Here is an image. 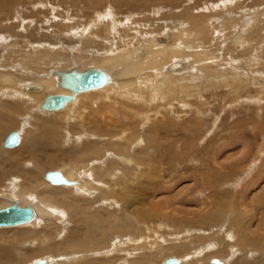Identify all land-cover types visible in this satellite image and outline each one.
I'll return each instance as SVG.
<instances>
[{
	"label": "rangeland",
	"instance_id": "374dc122",
	"mask_svg": "<svg viewBox=\"0 0 264 264\" xmlns=\"http://www.w3.org/2000/svg\"><path fill=\"white\" fill-rule=\"evenodd\" d=\"M29 1L34 2V4H36V8L34 9L32 8L33 9L32 10L31 7L28 5H25L22 7L18 6L14 13L13 11L10 12L8 9L2 12V9H0V19L3 20L4 24L10 21L16 23L18 19L14 16V14L22 15L23 17L22 16L21 17L24 20L26 19V21L28 20L29 22V26H30L29 29H26V28L22 30L19 29L22 36L18 37L17 40L13 35L8 36V33H1V32H5V30L0 29V33H1L0 41L2 42V39L3 41H8V42H5V43H8L5 49H3L5 51L3 50L2 52L0 51V71H9L12 73L16 72L18 74L22 73L23 75L29 78L28 80L24 82V84L26 83L30 84L34 81L35 78L39 79L40 76L47 77L46 74L44 73L46 70H48V72L55 70L53 62L51 63L49 62L48 64V66H50L49 68L48 66L42 65L41 67H43V69H46V70H42L44 71L42 72L40 69H39L40 71H38V69H35L36 71H34L32 69L25 68L20 63L21 61L20 59L13 60L14 62L18 63V65L16 66H14L13 63H10L7 60L10 55H15V53L19 52V50H21V52H24V51L30 52L33 49H34V52L41 51L42 48L40 47L43 46V44L40 41H37L39 39H42L45 41V44L49 46V47H46L48 49L49 48L54 49L55 47L54 50H58V49L64 50L61 52L64 53L63 55L66 56V59L71 60L75 63L77 62L76 59L80 58V55H82L81 58L79 59L80 64L77 63L75 65L73 64L72 66L70 64V66L66 70H69V69L70 70H73V69L84 70L86 68H94L91 64H89L93 59H97L101 57H108V56H116L121 53L122 54L128 53L129 51H135L139 53L141 58H143L146 55L148 56V60H151L149 61L151 67L148 68L146 66L141 72H139L140 74L138 73L135 75L124 76L123 78H126V79H122L123 81L125 80L126 81H134V80L140 81V86L143 85L144 87L141 86L140 89H138V91L137 89H131L132 87H126V86H125V89L123 88L120 90L118 88H114L112 91L110 90L109 94H107L108 92L106 90H103V91L98 90V92H96L97 90L90 91L87 93H90L91 96H87L86 98H84V100L82 99V102L85 100L86 101L84 102L83 106L79 107L80 110L81 108H84L83 110L85 111L81 114L77 110L75 115H73L72 117L73 119L67 118L68 115H70V114H67L68 112H64V114H59L56 112H53L56 114H45L44 113L42 115L35 112L34 114L36 115L35 117L37 118H34L33 121L32 120L27 121L25 119L26 116L22 118L17 116V119H19L18 127L11 129L10 131H8L2 136V140L0 142V155L1 154L5 155V157L6 155H9L10 159H15L16 161H20L23 159L25 160L26 155L24 156L22 155L24 154L25 149L30 148V146L32 145L31 140H34V139L37 140V144H38L39 143L38 140L41 138L40 137L41 132H39V135H38L37 130L34 126L38 119L44 118V119H49L51 121H56L59 118H61V120H64L63 117L67 115L64 122H62V125H63L62 128L65 133L66 132L67 134L68 132L70 133L71 126L76 127V129H80V128L82 129V127L85 126L88 128L85 131L88 134V132L92 130V127H91L92 124H90V121H89L91 117L90 113L97 111L96 109H98L99 111L100 109L96 106L100 104H108V103L111 105L113 104L112 107L114 109L112 113H114V116L111 117L110 122L106 121L108 123L102 121L101 126H100L101 127L100 130L102 131L101 134L105 135L98 139L100 141L99 143V146L101 148L100 150L102 152H105L104 158L100 159V158H95L93 156L92 157L89 156L87 158H89L90 161L86 159L88 161V162L86 161V163L88 164L84 171L86 172V174H88L87 177L91 175L90 178L93 179L92 185L94 186L93 189H90L87 191L89 193L90 192L92 193L85 194V196H84V192L78 191L76 193L77 194L82 193L81 194L82 197H89L90 199L99 198L101 202L96 204L94 209H102L100 212H103L104 209H106V206L108 205L118 204V205H114L113 208L119 209L118 211H121V213H119L121 216H124L125 218L128 219L127 214H132L133 219L132 220L128 219L132 222V227L131 228L126 227L122 232L121 231L117 232V230L116 231L113 230L117 233H112L113 236L110 235L111 237L110 245L105 249V251L107 252H104V251L95 252V253L103 252V254L99 255L100 258H98L99 256H96V254L89 252V251L87 252L73 251V252H69L64 255H57V253L53 252V253H47L48 255L44 254V256H42L41 258L39 257V258L40 259L43 258L44 260L49 259V261H51L49 262V264H66V263L72 264L71 262H73V264H86V263L95 264L96 261L103 259V257L104 259H111L110 263H113V264H130L132 263V262H129L131 259H134L136 263H139L141 259L148 258L147 255H153L154 253H156L158 255L157 256L158 259L154 261L153 263L150 261L148 264H158L157 261L160 262L159 264H163L162 261L164 262V260L168 257H176L178 259L184 258L185 259L184 261L186 264H217V263L212 262V260L214 259L220 262L222 261L220 264H241V263L242 264H248V263L249 264H264V256L257 250L251 249L252 247L250 245H247L245 247L242 245L240 247L235 246V248H238L237 250H235V248H233V250L232 248L231 250L226 249L227 257L225 258L212 254L213 256H211V258L207 262L203 260L204 258L197 257L193 263L192 258H191V255H192L191 253L193 251L194 252L196 251L195 253H199V251L201 250L200 246L203 245L204 243L200 241L203 239V237H206L204 236L205 233H208L211 235L215 231L219 233V236L218 234H216L217 236L214 239V241L217 243V245L214 243V245L217 247L215 250H219L222 247L223 248L228 247L226 246L228 244L227 239H229V236L231 233H233V235L235 236L234 239L236 242H237V237L244 236L242 235V233H238L237 235L235 228H237L238 226H235V225L233 226L229 225L230 226L229 229L231 231L230 233L229 231H227L228 232L227 234L224 232H221L222 228H220V225H222V222H227V226H228V223L230 222L229 219L232 220L234 218V210L232 208L230 210L228 209V214L225 215V217H224L222 208L224 207L225 204L228 205L229 203H231L230 199L234 201L235 204L238 206L240 193H243L246 188H249V186H251L253 181H257L259 178L262 179L260 186H259L261 190L262 184L264 182V53H263L264 52V42L262 41L263 43L262 42L260 43L261 50L258 51L257 46H255L256 35L251 34L254 36H250V39L253 40V43H251L250 42L251 40H248L247 38V35H249L248 31L252 27V24L255 19L254 18L255 13L257 14L258 11L260 10V8L258 7L259 5L256 4L257 0H243V1L242 0H223V1L222 0H181L182 2L180 0H146V1L144 0H88L89 4L92 3V5H88V6L80 0H63V2L62 0H36V1L35 0H21V1L20 0H12V1L6 0L5 2L16 4V5L18 3H21L22 5L23 3L27 4V2ZM96 1L97 3H95ZM99 1L101 3H99ZM229 1H232V2H229ZM244 1L246 2L248 1V2L244 3ZM145 3L150 4L151 10H145L144 8H141L143 7L142 5H144ZM181 3L183 4V6ZM95 4H96V7H95ZM97 4L98 5L102 4V5L98 7ZM237 4L238 5L242 4V5H239L238 7ZM138 5L140 6L138 7ZM93 8H95V10ZM96 8L98 10H96ZM134 9H138V11H136L135 13L136 15L135 14L133 15L132 13L134 12H131ZM38 10L42 13L41 15L40 13L37 14ZM182 10L185 11L184 14H181ZM239 10L243 12H239ZM45 11H47L48 13ZM234 12L236 13V15H233ZM6 15L9 16L8 19L1 18V17L4 18ZM101 16L104 17L103 21H102ZM197 19H199L198 20L199 22L196 21ZM106 22L110 23L109 24L110 28L108 29L109 34L105 33L100 36L98 33H94L95 31H97L98 27L100 28V25L103 24L102 28H104V23ZM111 22L113 23L112 24L113 26H111ZM61 23L64 25L63 29H60ZM201 23H204L206 26V29L208 30V36L204 35L208 41L204 40L201 36L197 35V31H200ZM147 26L151 28H148ZM165 26H168V27H165ZM226 26H229V27H226ZM39 27H41V30H39L40 29ZM163 27L166 30L168 29L167 30L168 33ZM232 28L234 29L232 30ZM218 29L219 30L221 29V31H219ZM190 30L191 32H193L192 34L189 32ZM246 31L248 33H246ZM183 32L185 36H183ZM114 34L116 35L114 36ZM261 35L264 36V31L261 32ZM126 36L128 38H126ZM187 37H190V38H187ZM29 39L31 41H29ZM83 39L86 40V42H83L84 41ZM90 40L92 41L90 42ZM131 40L134 44H132ZM246 40L248 42H246ZM243 41H245L247 45ZM27 42H30V43L26 44ZM124 42L126 43L124 44ZM12 43H16V46L12 45ZM18 43L19 45H17ZM2 45L4 44H0V47H2ZM133 45L135 46V48ZM173 46L175 49L173 48ZM145 47H148V49ZM168 48H172L178 51L179 53L178 57L176 58L173 57L172 58L173 60L172 59L170 60L177 61V62L179 61L178 64L184 65L182 70L183 71L185 70V73H184L185 78L183 76L181 77L177 76V78H169L168 76L163 75L161 73V70L159 69V67L163 65L162 64V61H163L162 52L169 51ZM252 49H253V52H251ZM214 50L216 52H214ZM208 51H210V53ZM148 52L150 54H148ZM195 53L196 55H194ZM258 53L260 55H258ZM152 54L154 56H152ZM189 55H194V56L190 57ZM207 56H209V58ZM10 58H12V56ZM182 58H184L183 61H181ZM194 58H196L197 61H195ZM152 59L154 61H152ZM213 61L215 62L217 61V62L215 63ZM211 62H213L215 65H213V63ZM85 65H88V66H85ZM146 65H148V63H146ZM117 68H118L117 69L118 71H121V69L124 70L126 68H130L129 62H127L125 65L118 66ZM209 69H211V71H209ZM212 69H215V70H212ZM102 70L106 71V69H102ZM212 71L214 72L212 73ZM232 71H235V73ZM197 72L200 74H198ZM153 73L155 74L153 75ZM158 73L161 75H159ZM214 73H216L217 76ZM174 74H177V73H174ZM157 81H159L158 84H157ZM230 82L233 85H231ZM178 83H181V84H178ZM55 84H56V80H55ZM214 84H216V86ZM217 85H219V87ZM21 88L18 91H20ZM187 88L189 90H187ZM209 88L210 90H208ZM58 89L57 91H60ZM13 90H17V89H13ZM10 91L7 94H5L3 91L0 92V97H4L5 98L4 100L6 102H8L6 98H8V96L11 95ZM91 92L92 94H94V97L92 96ZM29 93L30 92H27V98H22L19 96H16V97L21 98V99H28ZM13 95H15V93H13ZM34 95H37V94H34ZM123 95L127 97L122 98ZM174 95H176V97ZM142 96L143 98H141ZM97 97L99 98L97 99ZM132 97L134 99L133 101H132ZM21 99H18V100L22 101ZM32 99H33V94H31V100H25V101L23 100V101L29 102V101H32ZM99 99H103L105 102ZM137 99H138V102H137ZM107 100L108 102H106ZM89 101H91V103ZM116 102H118V104ZM133 103H135L136 105H134ZM38 104L35 107L36 109H39L40 104L39 105ZM91 105L93 108L91 107ZM88 108H91L92 111ZM66 109L68 108L61 110V112L67 111ZM115 109H117V111ZM121 109H123L124 111ZM140 111L141 112L144 111L142 115ZM51 115L52 117H50ZM12 116L14 115L12 114ZM119 116H122L123 118L121 117L119 118ZM26 122H29L27 125L28 129L26 132H24V128H25L24 125ZM66 122L68 124H66ZM69 122L72 123L73 125L70 124ZM122 122H124L125 124H123ZM109 123L112 124L110 125L111 126L110 128H109ZM118 123L119 125H116ZM159 124L160 126H158ZM120 125H121V128H119ZM65 127H68V129H65ZM18 129L20 131L21 129H23V132L26 135L22 139V141L25 139V141L22 142L23 148L19 147V148H13L10 150L4 148L3 142L6 136L11 132H18L19 131ZM111 129H113L112 133H110L109 131ZM150 130L152 133H150ZM93 131L94 129L90 131L89 133H92ZM134 131H136L137 133L136 135L137 140L135 143L130 144L129 142L130 134L131 132H134ZM121 132H124V133H121ZM80 139L82 140L76 141L73 138H71V140L67 142L64 138L63 142L59 146H57V148H53L49 145L48 147L45 148V150L47 151H43V149H40L38 151L41 155H45V153H48L55 160L53 165L44 166L45 167L43 169L44 171L42 170L43 177L39 178V180L42 179L41 180L42 182L39 184V187L35 191V193L34 192L30 193L29 198H28L30 199L31 204L35 207L36 212H37V208L35 204H38V202L41 204L40 207L44 211L42 210L41 214L37 212L38 219L33 224L29 226H24V227L22 225L21 227L17 226V227H12V228H18V229L25 228V229H29V231H36V230H40L41 228H43L46 224H53L55 222V220L57 219L55 217H58L60 215V214H55V212L53 215L52 209L54 210L56 209V207L55 206L52 207V205H48L47 203L45 204V202L42 203L39 200V195H43V197L46 196L45 192L51 188V184L45 181L44 175L47 172L64 171L63 167L66 162L62 161L61 152L75 153L76 150L79 149V147H81V145H83L86 141L94 142L96 138L93 139L92 137L89 138V137L83 136V138H80ZM123 139H125L126 141H124ZM44 142L47 143L48 141L45 140ZM179 142H180V145H179ZM121 143H124V144H121ZM150 143H152L151 146H150ZM128 144H130L131 147H129ZM134 144H139L143 146L134 145ZM169 144H172V145L177 144L175 147H173L174 153L177 157L175 158L176 161L172 163L174 164V166L171 170L168 168V165H165V164H164L165 166L162 165L163 166L162 169H165L164 172H161L162 176L156 173H153L154 175L152 177H149L148 178L149 180H147L146 177L148 176H145V172L148 170V168H147V165H143V164L142 165L145 167L143 168V170H141V172H139L140 170L138 171L139 173V176H137L138 178H135L136 176L132 178V176L125 173L124 170L122 169L126 166L130 168L133 167V164L137 163L138 159L143 156L144 152L141 153V151L145 150L148 147L151 148L150 154L154 157L159 158L160 155H162L161 150H163L161 149V146H167ZM71 145L72 147L74 145V147L72 148ZM126 145L130 149V151H133V152H130L131 154L130 157L127 155V153L124 155L118 152L120 148H126ZM153 145L155 146L160 145V147L155 148ZM179 146H180V149H179ZM133 148L135 151L133 150ZM153 150L155 153L153 152ZM48 154L46 156H43L44 161L48 157ZM242 154L245 155L244 158L246 157L244 162L242 161L240 167H235L234 169L232 167L231 170L227 169L224 176H222L223 179L221 180V183H220V177L218 176V172H214V175L212 174L209 175L206 173L209 171V169L212 168L213 165L216 166L215 164H213L216 158L218 159V164H219V163H223L224 161L223 157L225 158V160H227L229 157L233 155L234 157L232 161H228L227 164L231 162L233 163V166H236L235 165V162H237L236 159L238 160L239 158H241L243 156ZM167 155L169 154L167 153ZM257 155H261L260 162L258 161L256 166H253V168L255 169L253 170L252 168L247 169L246 168L247 164L249 165L251 164V162L248 160V157L250 158V160H253L254 156H257ZM128 157L130 158L129 160L127 159ZM164 158H167V156H165ZM122 160H124V162H122ZM25 161H29V160H25ZM110 162L117 163L115 168L118 167L117 165L120 164L118 167L120 170L116 171V175L108 179H101V180L95 177L94 172L92 171V168L100 167V166L109 167ZM4 164L6 165L0 166V171L10 172V169H13L6 162ZM121 164L123 166H121ZM250 166L252 167V165ZM245 168L247 170L249 169L250 170L247 171ZM155 169H156V165L154 164L150 173L155 172ZM13 170L15 171V169ZM244 170L246 171V173L244 172ZM123 173L126 175L125 177H123ZM11 174L12 173H9L8 176ZM239 174L241 176H239ZM19 176L20 175H16V174L13 175V178L16 177L15 178L16 184H14L13 187L17 189H20L22 185L21 184L22 180ZM237 176H238V179L236 180ZM113 178L115 179V181H113L114 180ZM120 178H122L124 181V186L122 187L118 182V179L119 181L121 180ZM0 179L1 180L4 179V176L0 175ZM10 179L8 180V182L10 181ZM109 179L112 181H110ZM132 179H133V182H132ZM95 180L98 181L99 183H97ZM224 180L234 181L230 183L231 185L229 184V190L225 189L226 184ZM77 181L79 182V180ZM144 181L146 183H143ZM147 181H151V182L147 183ZM160 181H165V182L170 181L169 186L166 188V190H168L169 193H166V192L163 193V191L161 192L158 191L154 195L155 191H153L154 190L153 188H155V185L157 184V182L159 183ZM239 181H240V184H238ZM129 182L131 183L129 184L131 186V189H128L129 185L126 184ZM209 183H211L212 186H215L214 190L209 189ZM213 183L215 184L217 183V184L213 185ZM235 183H237L238 185ZM5 184H7V182H5ZM140 184H142L141 188L139 187ZM96 186H98L97 188L100 190V192H102L103 190L108 191V194L106 196L107 199L102 197V193L99 192ZM76 187L77 185L73 186L72 188L74 189ZM117 189L118 191H116ZM151 189H153L152 190L153 193L150 194L152 196H148V194L151 192L150 191ZM251 190H248L247 192H250ZM130 191L133 193H131ZM213 192L215 195L213 194ZM37 193L38 195H36ZM211 193L214 196H212ZM223 194L227 195L230 198H227ZM262 194L260 197H263V200H264V195L262 196ZM140 196H142V198ZM0 197H5L3 195V192H0ZM113 197H116V198H113ZM170 197H172V202H173L172 203L170 201V209L162 208L163 210L160 211L158 210L159 208L158 209L156 208V204L160 200H165L166 198L171 200ZM6 198H7L6 199L7 201H11V202L14 201L13 198L11 197L10 198L6 197ZM144 199H147V200L145 201ZM142 201H145V202L143 203ZM141 202L145 205L141 204ZM126 203H128L127 209L123 211L122 207ZM135 203L136 204L139 203V204L136 205ZM172 204H174L173 207H171ZM174 207L179 208L181 211L184 210L183 213H178V212H175L176 210H171V208L173 209ZM250 209H252V207H250ZM57 210H59L60 212L62 211L67 216V218L65 217L64 219L66 221L65 223L63 222V219L62 221L59 220V227L60 228L62 227L61 232L59 233V236L57 239V241L59 242L65 239L68 233L69 235L71 234V231L73 230H72V227L70 228V226L78 225L76 224L78 223L76 219L80 220L81 216L77 215L76 213H70L65 208L63 209V208L57 207ZM49 211L51 212V214ZM185 211L186 213H184ZM149 212L150 214H148ZM189 212H192V214L188 215ZM256 212L257 211H255L254 213ZM77 216L78 217L80 216L79 219ZM262 216H264V207H263ZM262 216H260L261 219H262ZM70 218L71 219L75 218V219L71 220ZM201 220L202 221L204 220L206 224L202 225ZM208 221H210V223H208ZM242 221L240 222L239 225L245 226L246 231L251 233L250 231H248L250 220L248 218L243 217ZM260 224H262V220ZM146 226L147 228H145ZM12 228L10 229L1 228L0 229V235H1L0 244L2 241L1 239H3L4 237L2 236L1 233H4L3 235H5L4 237L5 239L12 238V239L17 240L15 233L12 232L14 231V229ZM224 228L226 227L223 226V229ZM231 228L233 231L231 230ZM262 228H263V232L261 235H259L260 237L259 242L261 243L259 248L261 251H264V226H261V229ZM211 229H214V231H211ZM133 231L137 233H134ZM150 234H151V237H150ZM223 234L226 235V237H224ZM27 240L25 241L24 245L21 247L22 249H20L18 252V253H22L21 257L23 259V263L33 255V254H29L31 252L30 249L32 250L34 245H36L34 243H37L36 240H33L34 242L31 241L30 239H29L30 241L27 242ZM219 241L221 242L220 246H219V243H220ZM232 252H235V253L233 254ZM18 253L13 251L8 256H6L5 260L7 262H16V260L18 261L20 259V256L18 258V255H19ZM86 253L88 255H86ZM162 253H165V254L162 255ZM131 255H133L134 257L131 258L130 257ZM52 256H53L54 261L51 258ZM114 256L117 258V260L116 258H113ZM39 258L31 260L27 264L31 262H35ZM136 259H139V260H136ZM101 261H105V260H101Z\"/></svg>",
	"mask_w": 264,
	"mask_h": 264
},
{
	"label": "bare ground",
	"instance_id": "6f19581e",
	"mask_svg": "<svg viewBox=\"0 0 264 264\" xmlns=\"http://www.w3.org/2000/svg\"><path fill=\"white\" fill-rule=\"evenodd\" d=\"M6 0H0V9H2V12L3 11H6L7 9L11 12L13 11V13L15 12L16 8L19 6H25V5H28L31 7V9L33 8H36V4H34V2L32 1H29L27 2V4L23 3L21 5V3H18L17 5L16 4H11V3H8V2H5ZM12 1V0H11ZM21 1V0H20ZM36 1V0H35ZM82 1L83 3H85L87 6L88 5H92L89 4L88 0H80ZM146 1V0H144ZM181 1V0H180ZM223 1V0H222ZM243 1V0H242ZM15 2V1H14ZM63 2V0H62ZM78 2V1H77ZM141 2V1H140ZM182 2V1H181ZM225 2V1H224ZM223 2V4H224ZM229 2H232V1H229ZM237 2V1H236ZM246 1H244L245 3ZM248 2V1H247ZM246 2V3H247ZM37 3V2H35ZM94 3V1H93ZM97 3V1L95 2ZM99 3H101L99 1ZM98 3V4H99ZM157 3V2H156ZM160 3V2H158ZM250 3V2H249ZM42 4V3H41ZM97 6H101L102 4L98 5ZM109 4V3H108ZM136 4V3H135ZM162 4V3H160ZM182 4V3H181ZM212 4V3H210ZM218 4V3H217ZM253 4V3H252ZM256 4H258L260 10L258 11V13L256 14L255 11V19H254V22L252 24V27L249 29V35H247V38L248 40H251L250 39V36H254V35H251V34H255L256 35V40H255V46H257L258 48V51L261 50V45L260 43L263 41L264 42V36L261 35V32L264 31V0H257ZM85 5V6H86ZM158 5V4H157ZM174 5V4H173ZM191 5V4H190ZM201 5V4H200ZM238 5V4H237ZM239 5H242V4H239ZM238 5V7H239ZM247 5V4H246ZM254 5V4H253ZM43 6V5H42ZM76 6V5H75ZM137 6V5H136ZM140 5H138L139 7ZM143 7L141 8H144L145 10H151V7H150V4L148 3H145L144 5H142ZM175 6V5H174ZM183 6V4H182ZM188 6V5H187ZM211 6V5H210ZM224 6V5H223ZM250 6V4H249ZM255 6V5H254ZM44 7V6H43ZM95 7H96V4H95ZM162 7V6H161ZM176 7V6H175ZM174 7V8H175ZM219 7V6H218ZM241 7V6H240ZM245 7V6H244ZM247 7V6H246ZM257 7V6H256ZM254 7V8H256ZM41 8V7H40ZM87 8V7H86ZM106 8V7H105ZM160 8V6H159ZM182 8V7H180ZM189 8V7H188ZM203 8V7H202ZM205 8V7H204ZM216 8V7H214ZM250 8V7H249ZM253 8V7H252ZM32 9V10H33ZM44 9V8H43ZM95 10V8H93ZM100 9V8H99ZM178 9V8H176ZM175 9V10H176ZM241 9V8H240ZM96 10H98L96 8ZM164 10V9H163ZM181 10V9H180ZM184 10V9H183ZM181 11L182 13L181 14H184L185 11ZM219 10V9H218ZM253 10V9H251ZM42 11V10H41ZM136 11H138V9H134L132 10L131 12H134L132 13L133 15L136 13ZM177 11V10H176ZM179 11V10H178ZM225 11V10H224ZM47 12V11H45ZM52 12V11H51ZM160 12V11H159ZM239 12H243V11H240ZM249 12V11H248ZM36 13V11H35ZM34 13V14H35ZM40 15L42 14L39 10H38V13ZM48 13V12H47ZM164 13V12H163ZM235 13V12H234ZM233 15H236V13ZM238 13V12H237ZM250 13V12H249ZM253 13V11H252ZM22 14V13H21ZM24 14V13H23ZM92 14V13H91ZM180 14V13H179ZM244 14V13H243ZM251 14V13H250ZM36 15V14H35ZM136 15V14H135ZM155 15V14H154ZM240 15V14H239ZM247 15V14H246ZM14 16L18 19V21L15 23V22H7L4 24L3 20L0 19V29L2 30H5V32H1V33H8V36L10 35H13L16 40L18 39V37L22 36V34L20 33V30L19 29H29L30 26H29V22L28 20L26 21V19L24 20L22 17V15H18V14H14ZM22 16V17H21ZM115 16V15H114ZM127 16V15H126ZM131 16V15H130ZM158 16V15H156ZM165 16V15H164ZM185 16V15H183ZM191 16V14H190ZM252 16V15H251ZM40 17V16H39ZM102 17V21H103V16ZM100 17V18H101ZM133 17V16H132ZM138 17V16H137ZM136 17V18H137ZM166 17V16H165ZM178 17V16H176ZM199 17V16H198ZM227 17V16H226ZM234 17V16H233ZM2 19H8L9 16H5L4 18L1 17ZM110 18V17H109ZM114 18V17H113ZM127 18V17H125ZM135 18V19H136ZM168 18V17H167ZM180 18V16H179ZM184 18V17H183ZM190 18V17H189ZM218 18V17H217ZM244 18V17H243ZM28 19V18H27ZM44 19V18H43ZM91 19V18H90ZM133 19V18H132ZM175 19V18H174ZM230 19V18H229ZM50 20V19H49ZM108 20V19H107ZM199 19H197L196 21H198ZM216 20V19H215ZM242 20V19H241ZM251 20V19H250ZM35 21V20H34ZM89 21V19H88ZM122 21V20H121ZM175 21V20H174ZM184 21V20H183ZM193 21V20H192ZM249 21V20H248ZM129 22V20H128ZM133 22V21H132ZM176 22V21H175ZM178 22V21H177ZM187 22V21H186ZM199 22V21H198ZM197 22V23H198ZM216 22V21H215ZM97 23V22H95ZM124 23V22H123ZM137 23V22H135ZM217 23V22H216ZM222 23V22H221ZM236 23V22H235ZM233 23V24H235ZM249 23V22H248ZM88 24V23H87ZM110 23L109 22H106L104 23V28H102L103 24L100 25V28L98 27L97 28V31H95L94 33H98L100 36L105 34V33H108V29L110 28L109 25ZM113 23L111 22V26ZM131 24V23H130ZM129 24V26H130ZM134 24V23H133ZM150 24V23H149ZM168 24V23H167ZM166 24V25H167ZM183 24V23H182ZM193 24V23H192ZM191 24V25H192ZM78 25V24H77ZM117 25V24H116ZM139 25V24H138ZM142 25V24H141ZM144 25V24H143ZM151 25V24H150ZM178 25V24H177ZM190 25V24H189ZM245 25V24H244ZM33 26V25H32ZM31 26V27H32ZM55 26V25H54ZM89 26V25H88ZM118 26V25H117ZM132 26V25H131ZM134 26V25H133ZM232 26V25H231ZM248 26V24H247ZM246 26V27H247ZM59 27V25H58ZM126 27V26H125ZM136 27V26H135ZM148 27V26H147ZM154 27V26H153ZM165 27H168V26H165ZM219 27V26H218ZM226 27H229V26H226ZM233 27V26H232ZM41 30V27H39ZM64 28V25L61 23L60 24V29H63ZM123 28V27H122ZM140 28V27H139ZM148 28H151V27H148ZM147 28V29H148ZM164 28V27H163ZM174 28V27H173ZM191 28V27H190ZM199 28V27H198ZM222 28V27H221ZM241 28V27H240ZM32 29V28H31ZM30 29V30H31ZM72 29V28H71ZM137 29V28H136ZM165 29V28H164ZM172 29V28H171ZM176 29V27H175ZM234 28H232L233 30ZM248 29V28H247ZM43 30V29H42ZM65 30V29H64ZM87 30V29H86ZM138 30V29H137ZM142 30V29H141ZM145 30V29H144ZM153 30V29H152ZM166 30V29H165ZM164 30V31H165ZM168 30V29H167ZM166 30V32L168 33V31ZM185 30V29H184ZM219 30V29H218ZM253 30V31H252ZM29 31V30H28ZM114 31V29H113ZM136 31V30H135ZM150 31V30H149ZM173 31V30H172ZM201 31V32H200ZM200 31H197V35L198 36H201L204 40H207L205 38L204 35H207L208 36V30L206 29V26L204 23H201L200 24ZM221 31V29L219 30ZM145 32V31H144ZM155 32V31H154ZM191 34L193 32H191V30L189 31ZM196 32V31H195ZM224 32V31H223ZM246 31V33H248ZM0 33V34H1ZM61 33V32H60ZM76 33V32H75ZM117 33V32H115ZM166 33V34H167ZM212 33V32H211ZM215 33V32H214ZM109 34V33H108ZM113 34V33H112ZM124 34V32H123ZM131 34V33H130ZM135 34V33H134ZM148 34V33H147ZM182 34V33H181ZM190 34V35H191ZM216 34V33H215ZM28 35V34H27ZM31 35V34H30ZM33 35V34H32ZM116 34H114L115 36ZM144 35V34H143ZM146 35V34H145ZM163 35V34H162ZM171 35V34H170ZM188 35V34H187ZM186 35V36H187ZM194 35V34H193ZM137 36V34H136ZM183 36L184 35V32H183ZM206 36V37H207ZM212 36V35H211ZM215 36V35H214ZM240 36V35H239ZM2 37V36H1ZM6 37V36H5ZM57 37V36H56ZM70 37V36H69ZM87 37V36H85ZM117 37V36H116ZM119 37V35H118ZM181 37V36H180ZM41 38V37H40ZM89 38V37H88ZM126 38H128L126 36ZM135 38V37H133ZM182 38V37H181ZM187 38H190V37H187ZM210 38V37H209ZM212 38V37H211ZM218 38V37H217ZM240 38V37H239ZM8 39V38H7ZM57 39V38H56ZM123 39V38H122ZM121 39V40H122ZM130 39V38H129ZM222 39V38H221ZM224 39V38H223ZM244 39V37H243ZM84 40V39H83ZM156 40V39H155ZM212 40V39H211ZM210 40V41H211ZM29 41H31L29 39ZM37 41H40L43 46H41L40 48L41 51H38V52H34V49L31 50L30 52L28 51H24V52H21V50H19V52H16L15 55H10L9 58L7 59L10 63H13L14 66L18 65L17 62H14L13 60H18L20 59V63L22 64V66H24L25 68H28V69H32L34 71H36L35 69H38V71H42V70H46V69H43V67H41L42 65L44 66H48L49 62H53L54 63V68L55 70L54 71H51V72H48V70H46L44 72L46 74L47 77H41L38 79V78H35L34 81L30 84H24V82L26 80H28L29 78L25 75H23L22 73L18 74V73H12V72H9V71H0V92H4L5 94H7L10 90L11 92V95L8 96V98H6V100H8V102H6L4 99V97H0V142L2 140V136L7 133L8 131H10L11 129H14L16 127H18V120L17 119V116L19 117H24L26 116V120L27 121H33L34 118H37L35 117L36 115L34 114L35 112L39 113V114H56V113H59V114H64V112H68L67 114H70L68 115H65L63 117V119L65 120V118L67 117L68 119H71L73 117V115H75V113L77 112V110L82 114L85 110H83L84 108H80L81 106L84 105V102L86 101H83L82 102V99L84 100V98H86L87 96H91L90 93H87V92H84L82 94H79L77 95L74 100L72 102H69L67 103L63 108H61L60 110L58 111H54L56 113H53V112H50V111H45V110H42L40 109V106H39V109H36L35 107L37 106V104L41 101L43 102V100L45 99L46 96L48 95H56V94H61V95H66V96H69L71 95V92L67 89H62L58 86V82H59V77L57 76V73L58 72H69V70H66L70 64L71 66L74 64H77L79 63V59L81 58L82 55H80V58L76 59V63L71 61V60H68L66 59V56L63 55L64 53H62L61 51H64V50H61V49H58V50H54L52 49H48L46 47H49L45 44V41L42 40V39H39ZM92 40H90L91 42ZM115 41V39H114ZM208 41V40H207ZM240 41V40H239ZM5 42H8V41H3L2 39V42L0 41V44H4L2 45V47H0V51L2 52L3 49H5V47L7 46L8 43H5ZM83 42H86V40H84ZM112 42V41H111ZM128 42V41H126ZM124 42V44L126 43ZM132 42V40H131ZM189 42V40H188ZM222 42V41H221ZM242 42V41H241ZM240 42V43H241ZM245 42V41H243ZM246 42H248L246 40ZM245 42V43H246ZM251 43H253V40L250 41ZM262 42V43H263ZM17 43V41H16ZM16 43H12V45L16 46ZM30 42H27L26 44H28ZM89 43V42H88ZM87 43V44H88ZM123 43V42H122ZM61 44V43H60ZM132 44H134L132 42ZM188 44V43H187ZM186 44V46H187ZM221 44V43H220ZM19 45V43L17 44ZM247 45V43H246ZM245 45V46H246ZM34 46V45H33ZM134 46V45H133ZM147 46V45H146ZM180 46V45H179ZM185 46V47H186ZM221 46V45H220ZM23 47V46H22ZM45 47V48H44ZM128 47V45H127ZM159 47V46H157ZM123 48V47H122ZM135 48V46H134ZM148 49V47H145ZM174 48V46H173ZM221 48V47H220ZM247 48V47H246ZM245 48V49H246ZM8 49V48H7ZM6 49V51H7ZM17 49V48H16ZM32 49V48H31ZM63 49V48H62ZM125 49V48H124ZM153 49V48H151ZM155 49V48H154ZM167 49V48H166ZM169 51H164L162 52V64L159 69L161 70V73L163 75H166L168 76L169 78H177L178 77H181L183 76L184 77V73H185V70L183 71L182 68L184 67V65H180L178 64L177 61H171L170 59H172L173 57H178L179 53L178 51L172 49V48H168ZM179 49V47H178ZM194 49V48H193ZM136 50V49H135ZM186 50V49H185ZM195 50V49H194ZM193 50V51H194ZM210 50V48H209ZM212 50V49H211ZM5 51V50H3ZM192 51V50H191ZM257 51V52H258ZM9 52V51H8ZM117 52V51H116ZM126 52V51H125ZM210 53V51H208ZM214 52H216L214 50ZM253 52V49L252 51ZM263 52V51H262ZM114 53V52H113ZM146 53V52H145ZM189 53V52H187ZM208 53V54H209ZM264 53V52H263ZM148 54H150L148 52ZM191 54V53H189ZM193 54V53H192ZM8 55V54H7ZM196 55V53L194 54ZM194 55H189L190 57L191 56H194ZM210 55V54H209ZM214 55V54H213ZM258 55H260L258 53ZM12 56V58H10ZM152 56H154L152 54ZM187 56V55H186ZM220 56V55H219ZM184 57V55H183ZM188 57V56H187ZM200 57V56H199ZM209 58V56H207ZM206 57V58H207ZM161 58V57H160ZM198 58V57H197ZM224 58V57H223ZM155 59V58H153ZM152 59V61H154ZM184 58H182L181 61H183ZM187 59V58H186ZM192 59V58H191ZM195 61L196 58H194ZM140 60V61H139ZM173 60V59H172ZM211 60V59H210ZM216 60V58H215ZM151 60H148V56H144L143 58L140 57V54L135 52V51H129L128 53H121V54H118L116 56H108V57H101V58H97V59H93L89 64H91L94 68H86V69H99L101 71H103L108 77H109V83L104 85L102 88L98 89V90H106L109 94L110 93V90L112 91L114 88H118L119 90L120 89H125V86L126 87H132L131 89H140L141 85L140 86V81L138 80H134V81H123L122 79H126V78H123L124 76H128V75H135V74H138L139 72H141L146 66L149 68L151 67L150 66V62ZM186 61V60H184ZM192 61V60H191ZM127 62H129V66L130 68H126V69H121V71H118L117 67L118 66H122V65H125ZM158 62V60H157ZM207 62V61H206ZM215 62V61H213ZM211 62V63H213ZM217 62V61H216ZM215 62V63H216ZM146 63H148V65H146ZM154 63V62H153ZM191 63V62H190ZM209 63V62H208ZM80 64V63H79ZM157 64V63H156ZM203 64V63H202ZM213 65H215L213 63ZM84 66V65H82ZM85 66H88V65H85ZM194 66V64H193ZM222 66V65H221ZM50 66H48L49 68ZM200 67V66H199ZM218 67V66H217ZM42 68V69H41ZM47 68V69H48ZM40 69V70H39ZM81 69V68H80ZM84 69V70H86ZM102 69H106V71L102 70ZM225 69V68H224ZM50 70V69H49ZM64 70V71H63ZM76 70V69H74ZM84 70H76L77 72H83ZM165 70V71H164ZM212 70H215V69H212ZM56 71V72H55ZM153 71V70H152ZM158 71V70H157ZM209 71H211V69H209ZM230 71V70H228ZM145 72V71H144ZM177 73V74H174V73ZM214 71H212L213 73ZM235 73V71H232ZM238 72V71H237ZM152 73V72H151ZM150 73V74H151ZM157 73V72H156ZM160 73V72H159ZM158 73V74H159ZM187 73V71H186ZM198 73V72H197ZM140 74V73H139ZM147 74V73H146ZM155 73H153L154 75ZM200 74V73H198ZM216 74V73H214ZM223 74V73H222ZM161 75V74H159ZM44 76V75H43ZM152 76V75H151ZM157 76V75H155ZM202 76V75H201ZM217 76V74H216ZM231 76V75H230ZM240 76V75H239ZM38 77V76H37ZM154 77V76H153ZM152 77V78H153ZM191 77V76H190ZM234 77V76H233ZM236 77V75H235ZM234 77V78H235ZM56 80V84H55V80ZM137 78V77H136ZM149 78V77H148ZM164 78V77H163ZM161 78V79H163ZM185 78V77H184ZM214 78V76H213ZM230 78V77H229ZM232 78V77H231ZM131 79V78H130ZM134 79V78H133ZM160 79V80H161ZM166 79V78H165ZM187 79V78H186ZM195 79V78H194ZM202 79V78H201ZM225 79V77H224ZM153 80V79H152ZM174 80V79H173ZM183 80V79H182ZM181 80V81H182ZM188 80V79H187ZM216 80V79H215ZM231 80V79H230ZM159 81H157V84H158ZM220 82V81H219ZM222 82V81H221ZM233 82V80H232ZM235 82V81H234ZM177 83V82H176ZM184 83V82H183ZM198 83V82H197ZM231 83V82H230ZM21 84V85H20ZM144 84V83H143ZM178 84H181V83H178ZM202 84V83H201ZM220 84V83H219ZM225 84V83H224ZM24 85V86H23ZM170 85V84H169ZM216 86V84H214ZM227 85V84H226ZM231 85H233L231 83ZM23 86V87H22ZM160 86V85H159ZM163 86V85H162ZM207 86V85H206ZM219 87V85H217ZM222 86V85H221ZM220 86V87H221ZM229 86V85H228ZM22 87V88H21ZM144 87V86H143ZM176 87V86H175ZM173 87V88H175ZM234 87V86H233ZM21 88L20 91H18L19 89ZM59 88V89H58ZM146 88V87H145ZM193 88V87H192ZM190 88V89H192ZM199 88V87H198ZM206 88V87H205ZM208 88V87H207ZM216 88V87H215ZM13 89H17V90H13ZM60 90V91H57ZM98 90L96 92H98ZM149 90V89H148ZM187 90H189L187 88ZM202 90V89H201ZM206 90V89H205ZM210 90V88L208 89ZM44 91V92H43ZM146 91V90H145ZM197 91V90H195ZM27 92H30L28 94V99H21V98H18L16 96H19V97H22V98H27ZM90 92V91H88ZM147 92V91H146ZM189 92V91H188ZM200 92V91H199ZM13 93H15V95H13ZM154 93V92H153ZM31 94H33V99L32 101H27V102H24L25 100H31ZM34 94H37V95H34ZM88 94V95H87ZM92 94V92H91ZM102 94V93H101ZM106 94V95H107ZM147 94V93H146ZM198 94V93H197ZM2 95V94H1ZM127 95V94H126ZM262 95V94H261ZM13 96V97H12ZM92 96L94 97V94H92ZM105 96V95H104ZM154 96V95H153ZM165 96V95H164ZM176 97V95H174ZM79 97V98H78ZM123 97H127V96H122ZM173 97V96H172ZM187 97V96H186ZM17 98V99H16ZM44 98V99H43ZM99 97H97L98 99ZM143 98V96L141 97ZM153 98V97H152ZM169 98V97H168ZM192 98V97H191ZM18 99H21L22 101L18 100ZM76 99V100H75ZM108 99V98H107ZM193 99V98H192ZM190 99V100H192ZM24 100V101H23ZM99 100H102L104 101L103 99H99ZM98 100V101H99ZM133 97H132V101H133ZM143 100V99H142ZM175 100V99H174ZM76 103H75V102ZM92 101V100H91ZM91 101H89L91 103ZM112 101V100H110ZM109 101V102H110ZM124 101V99H123ZM128 101V100H127ZM136 101V100H135ZM39 103L40 105L42 103ZM105 102V101H104ZM108 102V100L106 101ZM129 102V101H128ZM137 102H138V99H137ZM166 102V101H165ZM173 102V101H172ZM94 103V102H93ZM112 103V102H111ZM118 104V102H116ZM145 103V102H144ZM149 103V102H148ZM171 103V101H170ZM169 103V104H170ZM38 104V105H39ZM134 105H136L135 103H133ZM74 105V106H73ZM133 105V106H134ZM139 105V104H138ZM113 104H100L96 107H98L100 110L98 111V109H96L97 111H94L92 113H90L91 117H90V124H92V130L94 129V131L92 133H89L87 134V132H85L88 128L85 127V126H81L82 129H76V127L74 126H71V130H70V133L67 132L65 133L63 131V128H62V122H64V120H61V118H59L58 120L56 121H51L49 119H44V118H41V119H38L37 122L35 123V128L37 130V133L39 135V132L40 133V137L43 139L40 138L38 140V144H37V140H31V146L30 148H27L25 149V152L22 156L26 155V159L25 160H29V161H25L24 159L23 160H20V161H16L15 159H10L9 155H0L1 159H0V166H3V165H6L4 164L5 162L10 165L13 169H15V171L13 169H10V172H7V171H0V175H3L4 176V179H0V192H3V195L5 197H0V209H3V208H6L8 206H11L14 204V202H17L18 204V207L20 208H23L24 206H32L33 210H34V217H33V220L31 222H29L28 224H25L23 225L24 226H29L31 224H33L37 219H38V214L37 212H39V214L42 213V208L40 207V203L38 202V204H35L36 205V208H37V212L35 210V207L31 204V201L29 198V195L30 193H35V191L38 189L39 187V184L42 182L41 180H39V178L43 177L42 176V170L45 168L44 166H50V165H53V163L55 162L54 158L52 156H50L48 153H45V155H41L38 151L40 149H43V151H47L45 150L46 147H48L49 145L53 148H57V146H59L64 138L67 142H69L71 140V138H73L74 140H82L80 138H83V136L85 137H92L94 140L93 141H86L83 145H81V147H79V149L76 150L75 153H72V152H69V153H65V152H61L62 154V161L66 162L64 167H63V170L62 172H59L61 173V175L69 182H73V185L72 186H53L51 185V188L46 191V196L43 197V195H39V200L40 202H45V204L47 203L48 205H52V207H56V209H52V213L54 215V212L55 214H60L58 217H55L57 218L55 220V222L53 224H46L43 228H41L40 230H36V231H29V229H18V228H12L14 229V231H12L13 233H15V236L17 238L16 239H12V238H4L5 235H3L4 233H1L3 237V239H1V244H0V264H27L29 261L33 260V259H36V258H41L42 256H44V254H47V253H57V255H64V254H67L69 252H73V251H80V252H92L94 254H96V256H99L101 254H103V252L101 253H95V252H100V251H104V252H107L105 251V249L110 245V235H112V233H117L118 231H123L126 227H129L131 228L132 227V222L130 220L133 219V216L132 214H127V218H125L124 216H121L119 213H121V211H118L119 209H116V208H113L114 205H118V204H113V205H108L106 206V209H104L103 212H100L102 209H94L95 208V205L98 204L99 202H101V200L99 198H95V199H90L89 197H82L81 194H77L76 192L80 191V192H84V196L85 194H90L92 192H88L87 190H90V189H93L94 186L92 185V182H93V179L90 178L91 175L88 176V174H86V172L84 171L85 168L87 167V164L86 163V159H88V161H90L89 158L87 157H95V158H100V159H103L104 158V154L105 152H102L100 149V146H99V143L100 141L98 140L99 138H101L102 136H105L102 133V131L100 130V126H101V122H106V121H109L111 120V117L114 116V113L113 112ZM140 106V105H139ZM173 106V105H172ZM92 107V105H91ZM95 107V106H94ZM118 107V106H117ZM130 107V106H129ZM148 107V106H147ZM157 107V106H156ZM189 107V106H188ZM65 108H68L66 109L67 111H63L61 112V110L65 109ZM79 108V109H78ZM93 108V107H92ZM124 108V107H123ZM136 108V107H135ZM195 108V107H194ZM92 111L91 108H88ZM130 109V108H129ZM151 109V108H150ZM149 109V111H150ZM117 111V109H115ZM123 110V109H121ZM135 110V109H134ZM139 110V109H138ZM124 111V110H123ZM133 111V110H131ZM136 111V110H135ZM201 111V110H200ZM100 112V113H99ZM141 112V111H140ZM144 111L141 112V115L143 114ZM155 112V111H154ZM126 113V112H125ZM148 113V112H146ZM163 113V112H162ZM203 113V112H202ZM12 114L14 116H12ZM88 114V113H87ZM129 114V113H128ZM134 114V113H133ZM145 114V113H144ZM164 114V113H163ZM119 115V114H118ZM149 115V114H148ZM128 116V115H127ZM52 117V115L50 116ZM70 117V118H69ZM76 117V116H75ZM81 117V116H80ZM123 118L122 116H119V118ZM131 117V116H130ZM138 117V116H137ZM136 118V117H135ZM24 119V120H25ZM51 119V118H50ZM66 119V120H68ZM73 119V118H72ZM125 119V117H124ZM127 119V118H126ZM133 119V118H131ZM150 119V118H149ZM117 120V119H116ZM128 120V119H127ZM147 120V119H146ZM126 121V120H125ZM85 122V121H84ZM121 122V121H120ZM130 122V121H129ZM24 123V122H23ZM29 122H26L25 123V128H24V132L27 131L28 125ZM70 123V122H69ZM87 123V122H86ZM108 123V122H106ZM123 124H125L124 122H122ZM131 123V122H130ZM136 123V122H135ZM261 123V122H260ZM34 124V123H32ZM65 124V123H64ZM66 124H68L66 122ZM72 124V123H70ZM78 124V123H77ZM129 124V123H128ZM164 124V123H163ZM20 125V124H19ZM73 125V124H72ZM76 125V124H75ZM109 123V128L111 127ZM116 125H119L116 124ZM130 125V124H129ZM133 125V123H132ZM260 125V124H259ZM30 126V125H29ZM90 126V125H89ZM155 126V125H154ZM160 126V124L158 125ZM118 127V126H116ZM125 127V125H124ZM128 127V126H127ZM121 128V125L120 127ZM155 128V127H154ZM65 129H68V127H65ZM254 129V128H253ZM19 130V129H18ZM112 130H109L110 133H112ZM158 130V129H157ZM140 131V130H139ZM22 132V134H21ZM23 132V129H21V131L19 130L18 133L20 135V143L17 147L15 148H23V145H22V142L25 141V139L22 141L23 137H25L26 135L24 134ZM33 132V131H32ZM107 132V131H105ZM104 132V134H105ZM130 132V131H129ZM109 133V132H108ZM121 133H124V132H121ZM150 133L151 130H150ZM159 133V132H158ZM10 134V133H9ZM149 134V133H148ZM136 131L134 132H131L130 134V139H129V142L130 144L131 143H135L137 138H136ZM151 135V134H150ZM155 135V134H153ZM64 136V137H63ZM148 136V135H147ZM7 137V136H6ZM141 137V135H140ZM153 137V136H151ZM157 137V136H156ZM31 138V137H30ZM39 138V137H38ZM124 138V137H123ZM121 139V138H120ZM151 139V138H149ZM153 139V138H152ZM41 140V141H40ZM48 141L47 143L44 142V141ZM124 141H126L125 139H123ZM146 140V139H145ZM161 140V139H160ZM140 141V140H138ZM137 141V142H138ZM147 141V140H146ZM152 141V140H151ZM154 143V142H153ZM24 144V143H23ZM121 144H124V143H121ZM129 145V147H131V145ZM75 145V144H74ZM73 145V147H74ZM79 145V144H78ZM134 145H139V144H134ZM152 145V143H150V146ZM177 144H169L167 146H161V154L160 157H154L152 156L150 153H151V148L148 147L146 148L145 150L141 151V153H143V156L140 157L137 161V163H134L133 164V167H124L122 168L124 170L125 173L129 174L130 176H132V178H138L137 176H139V172H141V170H143V168L145 166L143 165H147V168L148 170L145 172V176H148L146 177L147 180H149L148 178L149 177H152L154 174L153 173H156L160 176H162V173L161 172H164L165 169H162V165H168V168L171 170L174 166V161H176V155L174 153V150H173V147H175ZM179 145H180V142H179ZM139 146H143V145H139ZM155 148H158L160 147V145H153ZM152 146V147H153ZM72 147V145H71ZM72 147V148H73ZM261 147V146H260ZM61 148V147H60ZM77 148V146H76ZM145 148V147H144ZM150 148V150H149ZM13 149V148H12ZM179 149H180V146H179ZM217 149V148H216ZM10 150V149H9ZM58 150V149H57ZM63 150V149H61ZM134 150V148H133ZM75 151V150H74ZM135 151V150H134ZM120 153L122 154H126L130 157L131 154L130 152H133V151H130V149L128 148V146L126 145V148H120L119 151ZM138 152V151H137ZM154 152V150H153ZM52 153V151H51ZM140 153V152H139ZM155 153V152H154ZM153 153V154H154ZM167 153L169 155H167ZM223 153V152H222ZM258 153V152H257ZM48 154V157L46 158V160L44 161L43 160V156H46ZM155 155V154H154ZM225 155V153H224ZM243 155V154H242ZM165 156H167V158H164ZM238 156V155H237ZM245 155H243L241 158H239L238 160L236 159L237 162H235V165L236 166H233V163L229 162L227 164L228 161H232L233 159V155L231 157H229L227 160H225V158L223 157L224 161L223 163H219L218 164V159L216 158L215 159V162H213V164H215L216 166H212L211 169H209L208 172H206L207 174H212L214 175V172H218V176L220 177V183H221V180L223 179L222 176H224L225 172L227 169L231 170L232 167L233 169L235 167H240L242 161L244 162V160L246 159V157L244 158ZM61 157V156H59ZM106 157V156H105ZM127 158L128 160L130 158ZM163 157V158H162ZM23 158V157H22ZM116 158V157H114ZM260 158H261V155H257V156H254L253 160H250V158L248 157V160L251 162L250 165H252V167L247 164V169L248 168H253V166H256V164L258 163V161L260 162ZM21 159V158H20ZM109 159V158H108ZM252 159V158H251ZM19 160V159H18ZM87 161V162H88ZM103 161V160H102ZM122 162H124V160H122ZM129 162V161H128ZM102 163V162H101ZM108 163V162H107ZM176 163V162H175ZM29 164V165H28ZM117 163L115 162H110L109 163V167H103V166H100V167H94L92 168V171L94 172V175L95 177L99 178L100 180L101 179H108L114 175H116V171L117 170H120L118 167L119 165H117L118 167L115 168ZM143 164V165H142ZM156 165V169H155V172H151V169L153 168V165ZM218 164V165H217ZM90 165V164H89ZM164 165V166H165ZM212 165V163H211ZM249 165V166H248ZM98 166V165H97ZM121 166H123L121 164ZM150 167V168H149ZM146 168V169H147ZM167 168V169H168ZM245 168V169H246ZM263 168V167H262ZM166 169V170H167ZM246 169V170H247ZM249 169V170H250ZM145 170V169H144ZM247 170V171H249ZM44 171V170H43ZM263 171V169H262ZM58 172V171H57ZM244 172L246 173V171L244 170ZM9 173H12L11 175L8 176ZM235 173V172H234ZM241 173V172H240ZM243 173V172H242ZM20 175L19 177L21 178L22 180V185L20 187V189H17V188H14L13 185L16 184L15 183V178H13V175ZM138 174V175H137ZM45 176V175H44ZM126 175L123 173V177H125ZM142 176V175H141ZM239 176H241L239 174ZM248 176V175H247ZM117 177V176H116ZM11 178V179H10ZM141 178V177H140ZM233 178V176H232ZM235 178V177H234ZM262 178V177H261ZM10 179V181L8 182V180ZM90 179V180H89ZM98 179V180H99ZM114 179V178H113ZM121 180L119 181L118 179V182L119 184L122 186H124V181L122 178H120ZM127 179V178H126ZM161 179V178H160ZM228 179V178H227ZM238 179V176L236 178V180ZM20 180V179H19ZM79 180V182L77 181ZM110 180V179H109ZM125 180V179H124ZM165 180V178H164ZM261 180L262 179H258L257 181H253L251 186H249V188H246L244 190L243 193H240V198H239V201H238V206L235 204L234 201H232L230 199V202L228 205H224V207L222 208L223 210V213H224V217L225 215L228 214V209L230 210L231 208L234 210V218L232 220L229 219V223H228V226H227V222H222V225H220V228H222V231L221 232H224V233H228L227 231H229V233L231 232L230 231V226H238L236 229V233L238 235V233H242V235H244L243 237H237V242L235 241L234 239V235L233 233L230 234L229 236V239H227V242L228 244L226 246V248H220L219 250H215L217 247L214 245V243L217 245V243L214 241V239L216 238V234H218L219 236V233H217V231H215L214 233L211 234H208V233H205L204 236L206 237H203V239L200 241V242H203L204 244L201 245V250L199 251V253H195L194 251L191 253V258H192V261L194 263L195 259L197 257H202L204 258L203 260L205 262L209 261V259L211 258V256L213 255H216V256H220L222 258H225L227 257V250H233V248L236 247H240L241 245L242 246H247V245H250L252 248L251 249H255L257 250L258 252H260L263 256H264V251H261L259 246H260V242H259V235L262 234L263 232V228L261 229V226H264V216H262V213H263V207H264V200H263V197H260L261 194L262 196L264 195V182L262 184V188L260 190L259 186H260V183H261ZM46 181V180H45ZM96 181V180H95ZM112 181V180H110ZM115 181V179L113 180ZM217 181V180H216ZM225 181V184H226V188L227 190H229V184L231 182H234V181ZM5 182H7V184H5ZM97 183H99L98 181H96ZM107 182V181H106ZM132 182H133V179H132ZM151 181H147V183H150ZM95 183V182H94ZM96 183V184H97ZM142 183V182H141ZM143 183H146L145 181ZM50 184V183H49ZM104 184V183H103ZM126 184H131L130 182L129 183H126ZM170 184V181H160L159 183L157 182V184L155 185V188L151 189L150 193L148 194V196H152L150 195L151 193L154 192V195L155 193H157L158 191L161 192L163 191V193H169L168 190H166V188L169 186ZM215 183H213L214 185ZM217 184V183H216ZM215 184V185H216ZM237 184V183H235ZM240 184V181L239 183ZM237 184V185H238ZM76 188H72L73 186H76ZM142 184H140V188L142 187L141 186ZM150 185V184H149ZM231 185V184H230ZM233 185V184H232ZM243 185V184H241ZM240 185V186H241ZM114 186V185H113ZM66 187V188H65ZM70 187V188H68ZM98 186H96L97 188ZM109 187V186H108ZM147 187V186H146ZM215 186H212L211 183H209V189H215L214 188ZM218 187V185H217ZM231 187V186H230ZM148 188V187H147ZM255 188V189H253ZM98 189V188H97ZM115 189V188H114ZM113 189V190H114ZM122 189V188H121ZM128 189H131V186L129 185L128 186ZM156 189V190H155ZM242 189V188H241ZM253 191H252V190ZM99 190V189H98ZM126 190V189H125ZM139 190V189H138ZM141 190V189H140ZM153 190V191H152ZM248 190H251L250 192H247ZM110 191V190H109ZM118 191V189L116 190ZM129 191V190H127ZM216 191V190H215ZM79 192V193H80ZM100 192V190H99ZM131 192V191H130ZM139 192V191H138ZM148 192V191H147ZM173 192V191H171ZM102 197L103 198H106L107 199V194H108V191L107 190H103L102 192ZM111 193V192H110ZM122 193V192H121ZM133 193V192H131ZM146 193V192H145ZM11 194V195H10ZM123 194V193H122ZM140 194V193H139ZM171 194V193H170ZM212 194V193H211ZM214 194V192H213ZM212 194V196H214ZM32 195V194H31ZM38 195V193L36 194ZM96 195V194H95ZM115 195V194H114ZM141 195V194H140ZM224 196H226L227 198H230L228 197L227 195L223 194ZM139 196V195H138ZM137 196V197H138ZM6 197H11L13 198L14 201H7ZM125 197V196H124ZM142 198V196H140ZM146 197V196H145ZM36 198V197H35ZM38 198V197H37ZM93 198V197H92ZM101 198V197H100ZM113 198H116V197H113ZM171 200H169L168 198H166L165 200H160L157 204H156V208L158 210H163V209H170V201L172 202V197H170ZM214 198V197H213ZM32 199V198H31ZM138 199V198H137ZM109 200V199H108ZM145 201L147 199H144ZM111 201V200H110ZM109 201V202H110ZM127 201V200H126ZM130 201V200H129ZM139 201V200H138ZM145 201H142L143 203ZM141 202V204H143ZM228 202V201H227ZM35 203V202H34ZM173 203V202H172ZM131 204V203H130ZM133 204V203H132ZM136 204V203H135ZM139 204V203H138ZM136 204V205H138ZM103 205V204H102ZM135 205V206H136ZM145 205V204H143ZM147 205V204H146ZM205 205V204H204ZM100 206V204H99ZM127 206H128V203H126L122 209L123 211H125L127 209ZM174 204L171 205V207H173ZM223 206V205H222ZM57 207L58 208H65L68 212L70 213H76L77 215H80L81 218L80 220H77L76 221L78 223V225H72L70 226V228L72 227V230L71 231V234L69 235V233L67 234V237L65 239H63L62 241H57L58 239V236H59V233L61 232V228L59 227V220L62 221L63 219V222L65 223L66 221L64 220L65 217L67 218V216L62 212H60L59 210H57ZM104 207V206H103ZM132 207V206H131ZM134 207V206H133ZM250 207H252V209H250ZM119 208V207H118ZM163 208V209H162ZM226 209V210H225ZM171 210H176L175 212H178V213H183V211H181L179 208H171ZM232 210V211H233ZM44 211V210H43ZM181 211V212H180ZM255 211H257L256 213H254ZM50 212V211H49ZM174 212V213H175ZM186 213V211L184 212ZM51 214V212H50ZM150 214V212L148 213ZM192 212H189L188 215H191ZM204 214V213H203ZM43 215V214H42ZM45 215V214H44ZM51 216V215H50ZM79 216V217H80ZM230 216V215H228ZM262 216V219L261 217ZM78 217V216H77ZM78 217V219H79ZM149 217V216H148ZM243 217L245 218H248L250 220V225L248 226L249 230L251 233L247 232L246 231V227L245 226H240V222L242 221ZM51 218V217H50ZM209 218V217H208ZM71 219V218H70ZM75 219V218H73ZM71 219V220H73ZM213 219V218H212ZM225 219V218H224ZM164 220V219H163ZM189 220V219H187ZM261 220H262V224L261 223ZM52 221V220H51ZM202 221V220H201ZM243 222V221H242ZM190 223V222H189ZM202 225L206 224L205 221L203 220L202 222ZM208 223H210V221H208ZM256 224V225H255ZM66 225V224H65ZM147 225V224H146ZM230 225V226H229ZM244 225V224H243ZM22 226V225H21ZM19 226V227H21ZM212 226V225H211ZM223 226H225L226 228L223 229ZM256 226V227H255ZM69 227V226H68ZM150 227V226H149ZM214 227V225H213ZM65 228V227H64ZM147 228V226L145 227ZM162 228V227H160ZM193 228V227H192ZM1 229V228H0ZM4 229H7V228H4ZM10 229V228H8ZM67 229V228H66ZM151 229V228H150ZM191 229V228H190ZM226 229V230H225ZM113 230H117V232L113 231ZM127 230V229H126ZM125 230V231H126ZM157 230V229H156ZM232 230V228H231ZM28 231V232H27ZM141 231V230H140ZM143 231V230H142ZM211 231H214V229H211ZM233 231V230H232ZM3 232V231H1ZM134 232V231H133ZM188 232V231H187ZM134 233H137V232H134ZM143 233V232H142ZM153 233V232H152ZM158 233V232H157ZM156 233V234H157ZM141 234V233H140ZM179 234V233H178ZM143 235V234H142ZM181 235V234H180ZM192 235V234H191ZM224 235V234H223ZM229 235V234H228ZM255 235V236H254ZM257 235V236H256ZM1 236V235H0ZM134 236V235H133ZM169 236V235H168ZM9 237V236H7ZM150 237H151V234H150ZM224 237H226V235H224ZM255 237V238H254ZM146 238V237H145ZM218 238V237H217ZM28 239V240H27ZM33 241V240H36L37 243H34L36 245H34V247L32 248V250L30 249V253L29 254H33L30 258H28L24 263H23V259L21 257L22 253H18L20 249H22L21 247L24 245L25 241L27 240L28 241ZM139 239V237H138ZM172 239V238H171ZM226 239V238H224ZM144 241V240H143ZM34 242V241H33ZM142 242V241H141ZM140 242V243H141ZM146 242V241H145ZM220 242V241H219ZM236 243V244H235ZM235 244V245H233ZM177 245V244H176ZM175 245V246H176ZM221 245V242L219 243V246ZM119 246V245H118ZM141 247V246H140ZM148 248V247H147ZM159 248V247H158ZM143 249V248H141ZM238 248H235V250H237ZM240 249V248H239ZM134 250V249H133ZM187 250V249H186ZM16 252L18 253V258L20 256V259L16 262H7L5 260L6 256H8L10 253L12 252ZM146 251V250H144ZM148 251V250H147ZM240 251V250H239ZM158 252V251H157ZM125 253V252H124ZM154 253V252H153ZM233 254L235 252H232ZM231 253V254H232ZM80 254V253H79ZM98 254V255H97ZM109 254V253H108ZM134 254V253H133ZM148 254V253H147ZM146 254V255H147ZM165 254V253H162V255ZM170 254V253H169ZM213 254V255H212ZM232 254V255H233ZM48 255V254H47ZM71 255V253H70ZM75 255V254H74ZM84 255V254H82ZM81 255V256H82ZM86 255H88L86 253ZM201 255V256H200ZM231 255V256H232ZM51 256V255H50ZM90 256V255H89ZM109 256V255H107ZM112 256V255H111ZM137 256V255H136ZM148 258H144V259H141V261H139V263H136L134 261V259H131L129 262H132L130 264H148L150 261L153 263L154 261H156L158 258H157V254L154 253L153 255H147ZM230 256V255H229ZM49 257V256H48ZM76 257V256H74ZM88 257V256H86ZM102 257V256H101ZM131 258H133L134 256L131 255L130 256ZM182 257V256H181ZM39 258V259H40ZM50 258V257H49ZM53 259V256L51 257ZM100 258V256L98 257ZM113 258H116L115 256ZM43 259V258H42ZM101 260H105V261H101ZM99 261H96L95 264H113V263H110L111 262V259H101ZM117 260V258H116ZM115 260V261H116ZM123 260V259H122ZM136 260H139V259H136ZM185 259L182 258V259H179L180 263L179 264H186ZM226 260V259H225ZM239 260V259H238ZM237 260V261H238ZM46 263H49L51 261H49V259H46L45 260ZM54 261V259H53ZM93 261V260H92ZM114 261V260H113ZM224 261V260H223ZM236 261V262H237ZM246 261V260H245ZM82 262V261H80ZM222 262V261H221ZM225 262V261H224ZM223 262V263H224ZM239 262V261H238ZM249 262V261H248ZM73 264V262H71ZM157 263L159 264L160 262L157 261ZM162 263H164L162 261ZM188 263V262H187ZM226 263V262H225ZM67 264V263H66ZM87 264V263H86ZM242 264V263H241ZM249 264V263H248Z\"/></svg>",
	"mask_w": 264,
	"mask_h": 264
},
{
	"label": "water",
	"instance_id": "95a60500",
	"mask_svg": "<svg viewBox=\"0 0 264 264\" xmlns=\"http://www.w3.org/2000/svg\"><path fill=\"white\" fill-rule=\"evenodd\" d=\"M58 86L67 89L71 95H48L40 105V109L45 111H58L67 103L72 102L74 98L88 91H94L102 88L109 83V77L99 69H86L83 72L70 70L69 72H58ZM20 135L18 132H11L7 135L3 142V147L12 149L19 145ZM45 180L53 186H72L73 182L67 181L61 173L57 171L47 172L44 176ZM34 210L32 206L18 207L17 202L6 208L0 209V228H12L28 224L33 220ZM212 262L220 264L221 262L214 259ZM180 261L176 257H168L163 264H179ZM29 264H49L44 259H38Z\"/></svg>",
	"mask_w": 264,
	"mask_h": 264
}]
</instances>
